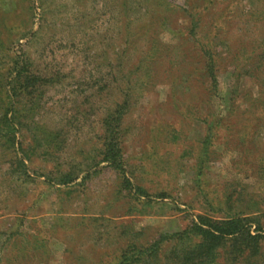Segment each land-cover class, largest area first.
Instances as JSON below:
<instances>
[{
    "label": "rangeland",
    "instance_id": "rangeland-1",
    "mask_svg": "<svg viewBox=\"0 0 264 264\" xmlns=\"http://www.w3.org/2000/svg\"><path fill=\"white\" fill-rule=\"evenodd\" d=\"M14 62L40 81L0 136V264H117L198 216L264 234V0H0V116ZM126 100L131 186L101 162Z\"/></svg>",
    "mask_w": 264,
    "mask_h": 264
},
{
    "label": "trees",
    "instance_id": "trees-1",
    "mask_svg": "<svg viewBox=\"0 0 264 264\" xmlns=\"http://www.w3.org/2000/svg\"><path fill=\"white\" fill-rule=\"evenodd\" d=\"M183 1L186 5L189 2V0ZM194 10L193 8V10L185 11L189 20V31L192 36L196 34L199 27L196 12L193 13ZM205 54L208 59L214 88L216 85L214 57L209 50H206ZM27 67L26 62L25 64L23 62L22 64L13 63L14 69L10 71L13 76L11 82L8 84L11 86V89L6 92L3 100H1L6 109L4 108L5 111L0 116V136L5 135L9 137L12 135L15 137L19 114L18 110L13 108L16 103L14 98L19 96V94L27 93L30 87H33L40 81L37 78L33 79L34 81L31 79ZM127 108L128 101L126 100L118 105L117 110L109 114L104 120L106 142L101 162L111 165L114 170L123 175L127 185L131 186L125 177L123 168L122 121ZM22 167L26 168L24 164ZM73 181V176L66 175L59 181V184L68 185ZM138 191L142 190L139 189ZM197 219L198 222L193 223L187 230L175 235H162L147 248L137 249L131 246L122 255L117 264H149L153 259L157 258L163 246L169 242H175V246L178 247L174 250V256L179 261V264L258 263L252 260L253 257L260 254L264 234L260 226L252 231L255 224L252 218L225 216L223 220L217 221L207 216H198ZM223 253H226V258H224ZM222 257L224 258L223 260Z\"/></svg>",
    "mask_w": 264,
    "mask_h": 264
}]
</instances>
